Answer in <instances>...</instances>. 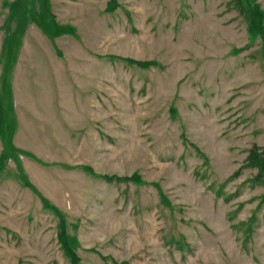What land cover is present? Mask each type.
Returning <instances> with one entry per match:
<instances>
[{
	"label": "rangeland",
	"instance_id": "obj_1",
	"mask_svg": "<svg viewBox=\"0 0 264 264\" xmlns=\"http://www.w3.org/2000/svg\"><path fill=\"white\" fill-rule=\"evenodd\" d=\"M0 264H264V0H0Z\"/></svg>",
	"mask_w": 264,
	"mask_h": 264
}]
</instances>
